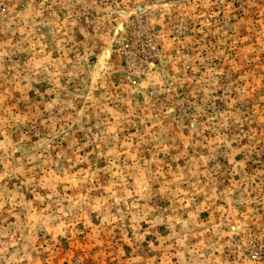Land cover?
<instances>
[{
    "label": "rangeland",
    "instance_id": "374dc122",
    "mask_svg": "<svg viewBox=\"0 0 264 264\" xmlns=\"http://www.w3.org/2000/svg\"><path fill=\"white\" fill-rule=\"evenodd\" d=\"M0 178V264H264V0H0Z\"/></svg>",
    "mask_w": 264,
    "mask_h": 264
},
{
    "label": "snow or ice",
    "instance_id": "6c2138e0",
    "mask_svg": "<svg viewBox=\"0 0 264 264\" xmlns=\"http://www.w3.org/2000/svg\"><path fill=\"white\" fill-rule=\"evenodd\" d=\"M0 179H2V178H0ZM34 207H29V210L30 211H32V212H34L37 216L41 213V212H43L44 211V205H43V203L41 202V201H36V202H34Z\"/></svg>",
    "mask_w": 264,
    "mask_h": 264
},
{
    "label": "water",
    "instance_id": "95a60500",
    "mask_svg": "<svg viewBox=\"0 0 264 264\" xmlns=\"http://www.w3.org/2000/svg\"><path fill=\"white\" fill-rule=\"evenodd\" d=\"M106 56H108V58H109V56H110V52H108V51L106 52V55H105V57H104V59H103V62H104V63L108 60V58H107V60L105 61Z\"/></svg>",
    "mask_w": 264,
    "mask_h": 264
},
{
    "label": "bare ground",
    "instance_id": "6f19581e",
    "mask_svg": "<svg viewBox=\"0 0 264 264\" xmlns=\"http://www.w3.org/2000/svg\"><path fill=\"white\" fill-rule=\"evenodd\" d=\"M108 56H106L105 61L107 60Z\"/></svg>",
    "mask_w": 264,
    "mask_h": 264
}]
</instances>
